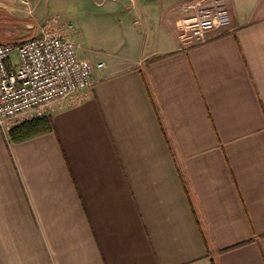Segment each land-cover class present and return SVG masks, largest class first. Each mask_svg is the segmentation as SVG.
Wrapping results in <instances>:
<instances>
[{"label": "crops", "instance_id": "1", "mask_svg": "<svg viewBox=\"0 0 264 264\" xmlns=\"http://www.w3.org/2000/svg\"><path fill=\"white\" fill-rule=\"evenodd\" d=\"M216 1L0 0V42L47 28L103 63L50 130L0 128V264H264V0L183 47Z\"/></svg>", "mask_w": 264, "mask_h": 264}, {"label": "built area", "instance_id": "2", "mask_svg": "<svg viewBox=\"0 0 264 264\" xmlns=\"http://www.w3.org/2000/svg\"><path fill=\"white\" fill-rule=\"evenodd\" d=\"M231 26L229 10L217 0L181 17L179 41L183 47L203 43L209 30ZM102 66L79 57L72 41L47 28L18 42H0V128L66 100L80 102L92 89L94 68Z\"/></svg>", "mask_w": 264, "mask_h": 264}, {"label": "trees", "instance_id": "3", "mask_svg": "<svg viewBox=\"0 0 264 264\" xmlns=\"http://www.w3.org/2000/svg\"><path fill=\"white\" fill-rule=\"evenodd\" d=\"M51 129L50 118L46 115L25 119L9 130L10 138L20 141Z\"/></svg>", "mask_w": 264, "mask_h": 264}, {"label": "rangeland", "instance_id": "4", "mask_svg": "<svg viewBox=\"0 0 264 264\" xmlns=\"http://www.w3.org/2000/svg\"><path fill=\"white\" fill-rule=\"evenodd\" d=\"M52 13V12H51ZM66 14L68 15L67 16V18L66 19H68V20H66L67 21V23L68 22H70L72 25H73V28L75 29L76 28V23H77V20L81 17V15L83 14V12H79L78 10H77V8H75L74 6H73V4H70V6L67 8V11H66ZM39 20H40V18H39ZM75 26V27H74ZM33 29V28H32ZM34 32H32L31 34H29V35H26L25 36V34H23V35H16L15 34V36H13L12 35V39L11 40H9V42H18V41H21V40H23V39H26V38H28V37H31V36H33V35H36L38 32H39V27H35L34 28ZM25 36V37H24ZM87 44V43H86ZM10 59H11V61L13 62V63H16L17 62V53L16 52H12L11 53V55H10ZM46 111H48V108H46L44 111H43V113L42 114H44ZM36 115H38V114H34L32 117H35ZM31 117V118H32ZM28 118H30V117H28Z\"/></svg>", "mask_w": 264, "mask_h": 264}]
</instances>
